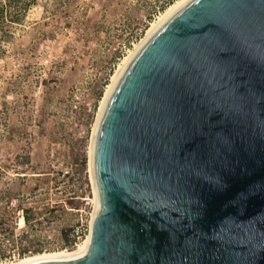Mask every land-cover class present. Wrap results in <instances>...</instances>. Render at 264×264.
Instances as JSON below:
<instances>
[{
    "label": "water",
    "instance_id": "water-1",
    "mask_svg": "<svg viewBox=\"0 0 264 264\" xmlns=\"http://www.w3.org/2000/svg\"><path fill=\"white\" fill-rule=\"evenodd\" d=\"M90 168L88 251L27 264H264V0H189L157 29Z\"/></svg>",
    "mask_w": 264,
    "mask_h": 264
},
{
    "label": "rangeland",
    "instance_id": "rangeland-1",
    "mask_svg": "<svg viewBox=\"0 0 264 264\" xmlns=\"http://www.w3.org/2000/svg\"><path fill=\"white\" fill-rule=\"evenodd\" d=\"M163 1L0 0V188L4 180H23L22 206L43 228L36 232L38 247L52 249L54 227L76 219L74 231H85L74 248L86 238L94 209L89 154L100 101L118 63L168 6L160 10ZM64 198L79 208L44 225L47 209ZM13 206L11 224L29 231ZM35 253L10 255L0 264Z\"/></svg>",
    "mask_w": 264,
    "mask_h": 264
},
{
    "label": "trees",
    "instance_id": "trees-1",
    "mask_svg": "<svg viewBox=\"0 0 264 264\" xmlns=\"http://www.w3.org/2000/svg\"><path fill=\"white\" fill-rule=\"evenodd\" d=\"M174 1L164 0L162 4L159 5V9L163 10L165 6L170 5ZM23 6L25 8L26 4H24ZM15 20L18 21L19 18H16ZM103 81L104 85L106 84L107 79L104 78ZM100 95L101 91L99 90L95 94L94 103L100 98ZM84 159V155H81L79 157L78 161L81 167L84 166ZM1 185L2 188H0V260L8 259L10 255H15L17 258H21L23 256H26V254L31 253L32 251L33 253L39 252L33 255L44 253L41 252L40 248L44 249L45 251H63V249L70 251V249L74 248L76 243L79 242L81 238H83L84 233L79 236H76L74 233V227L79 224L78 219H76L75 222L72 224L63 223L54 227L50 238L51 240L55 241V244L52 247V249L54 248L53 250L43 246L38 247L39 245H41L39 244L40 235L36 232H40L43 228L40 225L41 220L38 217H33L32 210L22 206V200L25 196L20 193V187L23 186V180L19 177L7 179L4 180ZM35 186L32 187V189H34ZM73 193L75 196L77 195L76 192ZM81 194L82 191L79 192L78 196H80ZM12 202L14 203V209L19 211L20 213L18 223H20V221L22 220L23 224L29 226V231L16 230L14 226L15 222L11 224L12 212L10 204ZM55 207L56 208L47 209L45 215L42 216V218L44 219V225H51L52 221H57L58 217H61V215L66 213V211H70L68 209L77 210L79 208L75 204V202H72L71 198L62 199L57 203V206ZM72 211L74 212V215H76V211ZM31 222H34V224H30ZM84 222L85 220H83L82 222L83 225L85 224ZM82 229L84 232L85 226H83ZM43 237L44 239H46V236Z\"/></svg>",
    "mask_w": 264,
    "mask_h": 264
},
{
    "label": "bare ground",
    "instance_id": "bare-ground-1",
    "mask_svg": "<svg viewBox=\"0 0 264 264\" xmlns=\"http://www.w3.org/2000/svg\"><path fill=\"white\" fill-rule=\"evenodd\" d=\"M189 0H175L173 3L168 5L163 12H161L153 21L149 23V27L147 28L144 36L134 45V48L132 50H129L127 55H125L122 60L118 63L117 67L115 68L113 74H111L110 82L107 83L105 91L103 93V97L100 101V108L99 109V115L102 110V107L104 105V102L111 91L112 87L120 77L121 73L133 57V55L138 51V49L143 45V43L157 30L159 29L172 15H174L184 4H186ZM98 115V117H99ZM98 120V118H97ZM97 123V121H96ZM96 126V125H95ZM95 129V128H94ZM94 134V130H93ZM93 134H92V141H93ZM92 141H91V147H92ZM91 153V148H90ZM89 173H90V179L92 183V188L94 192V186L92 181V175H91V168H90V154H89ZM94 215H95V192H94V209L91 215L90 220V226H89V232L86 236V238L83 240L81 244H79L75 249L71 251H57L52 253H41L36 254L33 256L25 257L20 259L17 263H9V264H27L36 260L40 259H47V258H60V257H76L80 256L84 253H86L90 247L91 239H92V230H93V222H94ZM23 222L22 220L20 221ZM77 245V244H76ZM4 264V263H3Z\"/></svg>",
    "mask_w": 264,
    "mask_h": 264
},
{
    "label": "built area",
    "instance_id": "built-area-1",
    "mask_svg": "<svg viewBox=\"0 0 264 264\" xmlns=\"http://www.w3.org/2000/svg\"><path fill=\"white\" fill-rule=\"evenodd\" d=\"M74 233H75L76 236H79V235L83 234L84 232H83V229L80 228V229H76V230L74 231ZM83 235H84V234H83Z\"/></svg>",
    "mask_w": 264,
    "mask_h": 264
}]
</instances>
